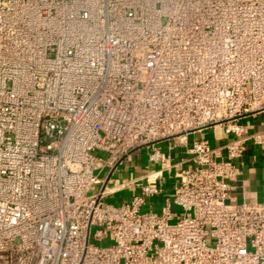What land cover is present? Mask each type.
<instances>
[{"label": "built area", "instance_id": "obj_1", "mask_svg": "<svg viewBox=\"0 0 264 264\" xmlns=\"http://www.w3.org/2000/svg\"><path fill=\"white\" fill-rule=\"evenodd\" d=\"M259 116L264 0H0V264H264Z\"/></svg>", "mask_w": 264, "mask_h": 264}, {"label": "crops", "instance_id": "obj_2", "mask_svg": "<svg viewBox=\"0 0 264 264\" xmlns=\"http://www.w3.org/2000/svg\"><path fill=\"white\" fill-rule=\"evenodd\" d=\"M263 116L249 117L242 121L245 126L246 133H253L260 131L263 126ZM203 137L209 138L212 144L218 145L220 141H226L231 137H225L220 132H207ZM223 139V140H221ZM182 150L178 149L174 156H171L170 164L173 165L180 161ZM144 156L145 160H140ZM243 168L241 175L233 183V196L238 204L242 203H260L264 201V149L258 146H249L245 156L242 160ZM155 167L150 165L146 160L145 153H139L129 161L126 169L118 175H131L127 178H137L145 175L149 170ZM173 175V171L171 173ZM170 175V174H169ZM166 174L167 177H169ZM126 179V177H124ZM126 193L116 196V202H121L123 197H127ZM121 199V200H120ZM161 199L151 200L150 203L154 204L156 209L160 212L162 206Z\"/></svg>", "mask_w": 264, "mask_h": 264}, {"label": "rangeland", "instance_id": "obj_3", "mask_svg": "<svg viewBox=\"0 0 264 264\" xmlns=\"http://www.w3.org/2000/svg\"><path fill=\"white\" fill-rule=\"evenodd\" d=\"M140 160H145V158L143 157V158H141ZM131 175L129 174V175H127V174H124V175H118V176H116V179H117V181H119L120 179H122V178H124V177H130ZM173 192V185L172 184H170L167 188H166V193L167 194H170V193H172ZM121 200V199H120ZM109 203H112V204H116V201L114 200V199H110L109 201H108ZM118 203H120V202H118ZM162 208V206L160 207V209ZM173 210V212H179L180 210L179 209H176V208H173L172 209ZM154 211H156V212H158V213H160L156 208L154 209ZM104 246H110L111 244L110 243H105V244H103Z\"/></svg>", "mask_w": 264, "mask_h": 264}]
</instances>
